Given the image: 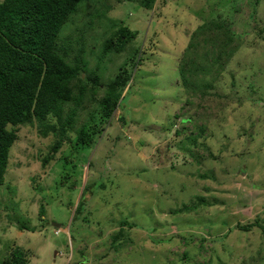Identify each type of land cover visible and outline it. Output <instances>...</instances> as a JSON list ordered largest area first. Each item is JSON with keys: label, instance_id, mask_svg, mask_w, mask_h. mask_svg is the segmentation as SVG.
I'll return each mask as SVG.
<instances>
[{"label": "rangeland", "instance_id": "1", "mask_svg": "<svg viewBox=\"0 0 264 264\" xmlns=\"http://www.w3.org/2000/svg\"><path fill=\"white\" fill-rule=\"evenodd\" d=\"M216 20L229 22L234 37L222 40L237 49L225 53L231 56L209 95L183 92L178 69L189 38ZM118 23L136 36L98 72L109 83L125 63L131 77L112 116L95 115L93 143H64L43 165L53 137L33 125L14 128L0 186V262L18 247L28 264H264V0H157L152 10L84 0L59 42L76 49L83 39L85 55H97ZM209 37L199 53L216 55ZM130 57L142 60L133 67ZM194 79L205 91L210 78ZM22 222L37 230H19Z\"/></svg>", "mask_w": 264, "mask_h": 264}, {"label": "trees", "instance_id": "2", "mask_svg": "<svg viewBox=\"0 0 264 264\" xmlns=\"http://www.w3.org/2000/svg\"><path fill=\"white\" fill-rule=\"evenodd\" d=\"M117 1L135 2L145 10H152L157 0ZM81 3H84V0L0 1V186L4 183L9 167L11 149L18 138L14 128L33 125L40 135L53 137L49 152L42 160L43 165H46L64 143L71 144L74 149L86 148L93 143L96 126L92 125V121L95 115L99 113L102 120L110 118L118 107L123 87L130 80L131 75L125 69V63L109 83H103L98 72L102 63L110 61L111 54L123 52L136 36L135 32L122 23H118L117 30L104 39L97 55H85L83 39L76 41V49L71 46V42H59L61 31L79 13ZM107 11L109 9L101 13H91L90 18L100 19ZM227 23L229 22L225 24L217 20L202 22L190 36L192 42L181 57L185 66L181 63L178 69L183 92L199 93V96L203 97L209 95L208 89L214 88L223 73L222 69L225 68L223 61L231 56L225 53H234L237 49H230L228 42L222 40L225 38L231 42L234 37ZM216 24L220 25L218 29H215ZM212 29L216 30V33L211 32ZM208 34L213 36L209 37L210 44H214L216 51L218 49L216 55H213V52L207 54L206 48L205 53H199L201 42L206 45L205 37ZM88 50L89 53L93 52L92 47ZM198 55H203L205 66ZM88 58L96 61L94 70L89 69ZM129 60L133 67H136L142 57H130ZM195 62H199V65H194ZM200 75L210 78L207 86L203 82L206 88L203 92L198 89L200 85L195 84L196 78L193 80V77ZM100 92L101 96L98 95ZM92 104H96L97 109H92L86 114L84 121L77 127L80 116ZM72 135L76 136L74 142L70 138ZM175 135H179V131H175ZM189 139V136L185 138L186 143H196L194 138L188 142ZM184 149L197 159V154L190 151L189 146ZM196 201L200 204L205 202L202 197H198ZM82 207V202H79L75 214L80 213ZM195 207L194 204L184 205L173 213ZM43 216L44 207H41L39 217ZM42 221L45 222L44 219ZM17 227L19 230L31 232L37 230L35 227L29 228L23 222L18 223ZM238 228L248 230L247 227ZM121 232L122 230H119L113 239H119L118 234ZM0 264H28V254L18 247L12 248Z\"/></svg>", "mask_w": 264, "mask_h": 264}, {"label": "water", "instance_id": "3", "mask_svg": "<svg viewBox=\"0 0 264 264\" xmlns=\"http://www.w3.org/2000/svg\"><path fill=\"white\" fill-rule=\"evenodd\" d=\"M53 226H55V227H60V225H56V224H54Z\"/></svg>", "mask_w": 264, "mask_h": 264}]
</instances>
